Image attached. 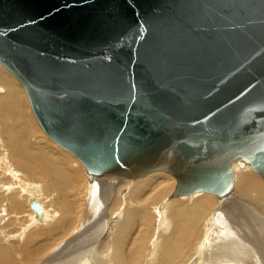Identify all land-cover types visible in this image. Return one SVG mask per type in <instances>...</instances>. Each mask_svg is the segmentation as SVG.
<instances>
[{"label":"water","instance_id":"obj_1","mask_svg":"<svg viewBox=\"0 0 264 264\" xmlns=\"http://www.w3.org/2000/svg\"><path fill=\"white\" fill-rule=\"evenodd\" d=\"M0 64L88 172L264 179V0H0Z\"/></svg>","mask_w":264,"mask_h":264},{"label":"bare ground","instance_id":"obj_2","mask_svg":"<svg viewBox=\"0 0 264 264\" xmlns=\"http://www.w3.org/2000/svg\"><path fill=\"white\" fill-rule=\"evenodd\" d=\"M0 73L3 74V72ZM3 77L7 84L6 82L0 83V264H27L30 261L29 256L33 255L36 257L35 260H39L42 254L47 253L55 242L64 238L73 227H75L74 230H79L92 220H94L93 225L99 221L92 217L96 201L88 198L87 201L91 200V202L84 206L83 198H79L78 191L83 184L80 177L83 176L78 174L79 169L76 172L70 165H67L69 162L67 154L70 152L66 153V150L64 151L48 137L34 114L35 119L33 118L30 112L32 109L29 111L27 107L29 99L25 90L23 89L28 102L23 90L21 92L19 87L15 90L12 88L15 85L12 79L6 74H3ZM14 79L16 80L15 77ZM9 81L13 83L12 87ZM18 84L21 86L19 82ZM38 125L48 139L63 150L47 141V138L36 127ZM79 163L85 170L83 164L80 161ZM251 168L237 172L235 191L237 199L248 205V210H246L254 220L252 223L255 224L253 230L235 229L231 221L229 228L226 225L228 223L225 224L228 229L222 228L220 235L223 239L217 244H212L213 242L210 241L212 239L208 236L209 230L213 229L211 224L214 225L219 220L221 221V219L217 221L216 216V221L211 222L209 217V213L216 204L212 196L216 194L210 193L212 196L204 193L200 196L191 195L197 191L204 192L198 189L188 194L191 196L183 197L181 200L167 199L166 196L172 188L171 181L167 185L164 184V177L159 174L168 175V173L153 171L157 174L146 177L145 181L148 183L146 187H142L140 181L132 183L128 195L124 196L121 201L118 197L117 200L113 197L111 204L106 205L105 200L108 201V198H104L105 194L102 193L107 210L105 214H112L119 207L121 208L118 214L115 213L117 223H114V226L109 222V225L101 227L97 224L98 234H93L91 231L90 233L88 230L91 227L79 230L77 238L80 240L75 253L79 252L80 248L81 251L75 256L68 254V258L62 264H137L135 259L139 257L144 245L138 251L139 254L133 258L134 260L125 261L122 253L126 245H129L135 238H139L136 228L145 226L146 229L148 227L146 224L152 220V217L154 221L157 220L160 229L156 232L154 245L152 244L154 251H151L152 260L149 264H264V228H261L264 224H257L264 223V186L263 182L253 174V171L256 174L257 172ZM104 175L122 179H138L145 176L127 178L117 174ZM235 176H233L232 188L235 185ZM161 185H163L162 194ZM93 188L95 189V186ZM150 206L154 207L156 214L152 215ZM26 207L29 213L26 212ZM48 208L50 210H47ZM52 212H55L53 213L56 215L55 218L48 216ZM225 214L227 218L233 219L232 212L231 214L225 212ZM107 218V216H102L101 220ZM214 230L216 231L215 228ZM212 233L211 237H213ZM139 234L140 237L146 239L148 235L154 236L151 231L149 234L148 230L145 236L143 231ZM71 236L73 237V234ZM99 238L101 240H98ZM117 239L124 241L119 245L115 256L109 257L112 249L115 248L114 243ZM95 240L100 243L92 246ZM5 241H8V245ZM32 248L33 254L30 252ZM147 252L145 250L144 257ZM138 264H142V260Z\"/></svg>","mask_w":264,"mask_h":264},{"label":"rangeland","instance_id":"obj_3","mask_svg":"<svg viewBox=\"0 0 264 264\" xmlns=\"http://www.w3.org/2000/svg\"><path fill=\"white\" fill-rule=\"evenodd\" d=\"M3 70V71H2ZM0 72H3V74L5 75H7L8 77H10L11 79H12V81L14 82V84L16 85H13V83L11 82V81H9V84L11 85V87H12V85H13V87L12 88H14L15 90H17L18 88L17 87H19V90L22 92V90H23V88L18 84V82L14 79V77L8 72V70H6L5 68H3L2 67V65L0 64ZM3 74L2 73H0V83H5L6 81L4 80L5 78L3 77ZM3 77V78H2ZM4 81H2V80ZM5 84H7V82L5 83ZM18 85V86H17ZM17 88V89H16ZM23 92H24V90H23ZM24 97H25V99H27V96H26V94H25V92H24ZM27 102H28V99L26 100ZM27 107L29 108V111L31 110V108H30V105H29V102L27 103ZM25 109H26V107H25ZM26 111H27V109H26ZM31 112V115L33 116V113H32V111H30ZM33 118H34V116H33ZM35 119V118H34ZM37 123V122H36ZM39 130H40V128H39V125L38 126H36ZM40 132H42L41 130H40ZM42 134L47 138V141H49V142H51L49 139H48V137L42 132ZM53 145H55V146H57L56 144H54V142H51ZM59 149H62V148H60L59 146H57ZM63 150V149H62ZM65 151V150H64ZM63 153H65V152H63ZM66 153H67V151H66ZM65 153V154H66ZM69 154V155H68ZM67 154V156L69 157L68 158V164L67 165H70V167L73 169V170H75L76 172L78 171V169L80 170V171H78V174L80 175V176H83V177H80V178H82V180H83V184H82V187L79 189V191H78V195H80V197L79 198H83V202H84V206H86L85 204L87 203L88 204V202L90 203L91 202V200H92V198H93V201L95 202L96 201V203H94V211L92 212V217L96 220V218L98 219V221H99V223L97 222V224H99L98 225V227H101L102 225L104 226V225H109L110 223L109 222H111V225L113 224L114 226H115V224L114 223H117V218L115 217V213L116 214H118L119 213V210L121 209L120 207H119V209L118 210H116L114 213H112V214H105V213H107V210H106V206H104L105 204H104V200H103V195H104V198H108V201L107 200H105L106 201V205H110L111 204V202L113 201V197L117 200V197L120 199V201H121V199L123 200L124 199V196H126V195H128V190H129V188H130V185L132 184V183H134V182H136V181H140V183H141V185H142V187H146L147 186V182L145 181V179H146V177H148L149 175H151V174H157L156 172H151V173H149V174H147V175H145L144 177H142V178H138V179H122V178H120V177H111V176H106V175H101V174H94V173H92V172H88L86 169L84 170L83 169V167L82 166H80V163H79V161L75 158V157H73L70 153H68ZM234 162L231 164V169H232V172H233V176H235L234 177V184L236 183V177H237V172H240V171H242V170H250L249 169V167L251 168L252 166L250 165V163L248 162V160L247 159H245V158H243V157H237L235 160H233ZM249 166V167H248ZM82 167V168H81ZM245 168V169H244ZM252 169V168H251ZM253 171V170H252ZM253 174L261 181V182H263L262 184H263V186H264V180L262 179V178H260L254 171H253ZM160 176H162V177H164V184H168L170 181H171V186H172V188L170 189V192H169V194L166 196V198L167 199H183V197H189V196H191V195H204V194H210V193H205V192H201V191H197V192H195V193H193V194H191V195H188V196H180V195H175L174 194V192H175V187H176V180H174V178L171 176V175H167V174H159ZM102 181V182H101ZM123 183V184H122ZM128 184H129V186H128ZM109 185V186H108ZM122 185V186H121ZM95 186V189L93 188ZM114 186V187H113ZM128 186V187H127ZM162 186L163 185H161V194H162ZM235 186H236V184L235 185H233V188H232V186H231V188L227 191V192H225V194H223V195H211L213 198H214V200H215V202H216V204H215V206H214V208L211 210V212L209 213V217H210V221L211 222H214V221H216V216H217V221L219 220V219H221V221H220V223L218 224V222L216 223V224H214V225H212L211 224V226H212V230L214 231L213 233H212V230H209V233H208V236H209V238H211L212 240H210V241H212L211 243L212 244H217V242L218 241H221V239H223V238H221V233H222V228H224V229H228L229 228V224H230V222L232 221V224H233V226H234V228L235 229H239L240 231H246V229L247 230H253L254 229V223H252V222H254V220H252L251 218V216L248 214V205L246 204V203H244V202H241V201H239L238 199H237V197H236V191H235ZM93 189H92V188ZM111 188H113V189H111ZM122 188V189H121ZM92 189V190H91ZM111 191H110V190ZM82 190V191H81ZM97 190V191H96ZM103 190V191H102ZM108 190V191H107ZM107 193H106V192ZM125 191V192H124ZM92 192V193H91ZM104 192V193H103ZM116 192V193H115ZM119 192V193H118ZM121 192V193H120ZM95 195H94V194ZM102 193H103V195H102ZM108 193H109V196H108ZM204 193V194H203ZM82 194V195H81ZM93 195V196H92ZM100 195V196H99ZM82 196V197H81ZM96 196H99V197H96ZM161 196V195H160ZM91 197V198H90ZM102 199H101V198ZM162 197V196H161ZM91 199L90 201H87V199ZM96 198V199H95ZM98 198V199H97ZM99 198H100V200H99ZM111 198V199H110ZM86 199V200H85ZM237 199V200H236ZM100 201V202H99ZM239 202V203H238ZM100 203H102V204H100ZM110 203V204H109ZM81 204H82V202H81ZM98 204V206H96ZM122 205H123V202L121 203ZM242 204V205H241ZM105 207V210H104V207ZM243 206V207H242ZM245 207H247V208H245ZM240 208H242V209H240ZM244 208H245V210H244ZM96 209H98L97 211H95ZM25 210H26V212H28V209H27V207L25 208ZM47 210H50L49 208L47 209ZM104 210V211H103ZM150 210L152 211V215H154V207L153 206H150ZM217 210V211H216ZM221 210V211H220ZM103 211V212H102ZM220 211V212H219ZM224 212V213H223ZM225 212H230V214H231V212H232V216H233V219L232 218H227V215L225 214ZM29 213V212H28ZM53 213H55V212H52L50 215H48V216H53V218H55L56 217V215H53ZM100 213V214H99ZM220 213H221V215H220ZM95 214V215H94ZM103 214H105L108 218L107 219H105V220H101V217L102 216H104V217H106L105 215H103ZM156 214V213H155ZM212 214H214V215H212ZM225 214V215H224ZM99 215H101L100 217H99ZM152 215L150 214V216L152 217ZM47 216V217H48ZM96 216V217H95ZM127 215H126V213H125V217H126ZM219 216V217H218ZM46 217V219H48ZM237 217H238V219H237ZM43 218H45V217H43ZM109 219V220H108ZM230 219V220H229ZM236 219V220H235ZM251 219V220H250ZM222 221H224V222H222ZM52 222V221H51ZM92 222V223H91ZM93 222H94V220H92V221H90L87 225H85L84 227H82V228H79V230L81 231V229H86L87 227L89 228V227H91V229H89L88 231L90 232H93V234H98L97 232L99 231V229L97 228V224H95V225H93ZM153 222V223H152ZM243 222V223H242ZM258 222H260L259 220H258ZM107 223V224H106ZM223 223V224H222ZM226 223H228V224H226ZM238 223V224H237ZM92 224V225H91ZM228 226V228H227V226ZM258 225H263L264 223L263 222H261V223H257ZM256 224V225H257ZM148 227L145 229V226H142V228H136L137 230H136V234H137V236H139V238H135L133 241H131V243L129 244V245H126L125 246V249L123 250V253H122V257H123V259L125 260V261H131V260H134L133 258L135 257V256H137L139 253H138V251L140 250V249H142V246L144 245V249H142V251H141V253L139 254V257L137 258V259H135V263H139L141 260H142V264H149V262H151V260H152V257H151V253L154 251V247H153V245H154V243H155V241H156V232L160 229L159 228V224L157 223V220L155 219V221H154V217H152V220L149 222H147V224H146ZM92 226L94 227V228H92ZM217 226V227H216ZM224 226V227H223ZM257 227V226H256ZM214 228L216 229V231L214 230ZM217 228H219V229H217ZM261 228H264V226L263 227H261ZM75 229V227H73L70 231H69V233L64 237V238H62V239H60V240H58V241H56L55 242V244L49 249V251L47 252V253H44V254H42L41 255V258L38 260V259H36L35 260V258L36 257H33V255H31V256H29V263H27V264H62L67 258H68V256L69 255H73V256H75L76 254H79L80 253V251H81V248L79 249L80 251L79 252H77V253H75L76 251H77V246L79 245L78 243H79V240H80V238H77V236L79 235V233H80V231L79 230H74ZM97 229V230H96ZM139 230H140V232H142L143 231V235L145 236L146 235V233H147V230L149 231V234H150V231L152 232V234H154V236L153 237H150L149 235H148V238L146 239V238H143V237H140L141 235L139 234L140 232H139ZM221 230V231H220ZM257 230H259V229H257ZM79 231V232H78ZM88 232V233H89ZM90 232V233H91ZM139 232V233H138ZM127 233V235H128V232H126ZM211 233H212V236L213 237H211L210 235H211ZM73 234V237L71 236ZM71 236V237H70ZM216 236H218L217 238H216ZM75 238H77V239H75ZM214 238V239H213ZM216 238V239H215ZM64 239V240H63ZM75 240H77V241H75ZM98 240H101L100 238L98 239ZM98 240H95L96 242H94L93 244H92V246H97L98 245V243H100V241H98ZM73 242V244L74 245H76L75 247H74V245L72 244V242ZM123 241L124 240H119V239H117V241L114 243V246H115V248L114 249H112V251H111V253H110V256L109 257H111V256H115V254H116V252H118L117 250H118V247H119V245L120 244H122L123 243ZM154 242V243H153ZM62 243V244H61ZM219 243V242H218ZM5 244L6 245H8V241H5ZM124 244H125V242H124ZM124 244H123V246H124ZM153 244V245H152ZM147 247V248H146ZM61 248H63V249H61ZM53 249V250H52ZM54 249H55V251H54ZM61 249V251H63V252H61V251H59ZM93 249H94V247H93ZM147 249H148V252H147ZM153 249V250H152ZM145 250H146V255H145V257H144V252H145ZM31 251H33V248L32 249H30V252ZM58 251V252H57ZM84 251V250H83ZM82 251V252H83ZM152 251V252H151ZM65 252V253H64ZM81 252V253H82ZM49 253V254H48ZM52 253H53V255H52ZM61 253V254H60ZM31 254H33V252H31ZM69 254V255H68ZM52 255V256H51ZM50 256H51V258H50ZM53 256H54V258H53ZM56 256V257H55ZM61 256V257H60ZM67 256V257H66ZM38 258V257H37ZM60 258V259H59ZM144 258V259H143ZM58 259V260H57ZM33 261V262H32ZM59 261V262H58ZM31 262V263H30ZM145 262V263H144ZM26 264V263H25Z\"/></svg>","mask_w":264,"mask_h":264}]
</instances>
